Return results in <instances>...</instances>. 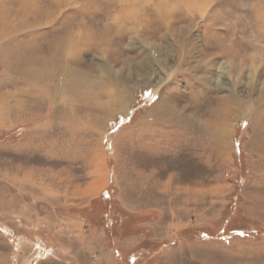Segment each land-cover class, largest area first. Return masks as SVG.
Wrapping results in <instances>:
<instances>
[{"label": "rangeland", "instance_id": "1", "mask_svg": "<svg viewBox=\"0 0 264 264\" xmlns=\"http://www.w3.org/2000/svg\"><path fill=\"white\" fill-rule=\"evenodd\" d=\"M263 24L264 0H0V264H264Z\"/></svg>", "mask_w": 264, "mask_h": 264}, {"label": "bare ground", "instance_id": "2", "mask_svg": "<svg viewBox=\"0 0 264 264\" xmlns=\"http://www.w3.org/2000/svg\"><path fill=\"white\" fill-rule=\"evenodd\" d=\"M206 8V7H205ZM200 11H201V13H204L205 14V12L207 11V8H206V10H203V12H202V9L200 8ZM263 26H264V24H263ZM68 53H66L65 54V56L67 55ZM45 64H47V61H44V62H42V65H45ZM38 68V67H37ZM47 74L48 73H46L45 71L43 72H40L38 75H39V79L40 80H43V79H46L47 78ZM38 77V76H37ZM48 79V78H47ZM85 79V78H84ZM88 81V80H87ZM86 80L84 81V84H86V82H87ZM77 84V83H76ZM79 85V84H78ZM162 85H164V80L161 82V85H159V88L162 86ZM71 86V85H70ZM72 87V86H71ZM81 87V85L79 86V88ZM86 87H88L87 85H86ZM86 87H82L83 89H85ZM94 87V86H93ZM159 88H157L156 89V91H158L159 90ZM76 89H78V87L76 88ZM81 89V88H80ZM90 89H92V88H90ZM93 90V89H92ZM84 91V90H83ZM97 91V90H96ZM116 97H118V98H116ZM116 98V99H115ZM113 100H116V101H118V102H120L119 104L120 105H123V104H125V102H126V96H124V94H116V95H114V97H113ZM234 114V113H233ZM235 115H237V112H236V114ZM232 116V115H231ZM221 138H222V136H221ZM224 139V138H223ZM222 139V140H223ZM101 184H103L102 183V181H98V184H96V187H97V189H99V187L101 186ZM100 185V186H99Z\"/></svg>", "mask_w": 264, "mask_h": 264}, {"label": "crops", "instance_id": "3", "mask_svg": "<svg viewBox=\"0 0 264 264\" xmlns=\"http://www.w3.org/2000/svg\"><path fill=\"white\" fill-rule=\"evenodd\" d=\"M53 248H55V245H53ZM55 250H56V248L54 249V252H56ZM113 250L116 251V252H114V256L116 257V260H115L116 262H114V264H123V262H124V264H129V260L124 259L125 258V255H126L125 253H123V254L120 255L121 252H119V250L117 251L116 248H114ZM16 255H18L19 257H21L20 256V253H16ZM124 260H126V261H124ZM22 262H23V257H22ZM56 263L57 262H54L53 260H51V261L50 260L49 261L48 260H45L41 264H56ZM59 264H62V263H59ZM95 264H101V261L96 259Z\"/></svg>", "mask_w": 264, "mask_h": 264}]
</instances>
